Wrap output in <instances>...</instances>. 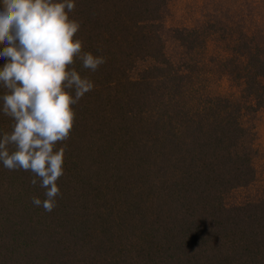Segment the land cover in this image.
Instances as JSON below:
<instances>
[{
  "label": "trees",
  "instance_id": "16d2710c",
  "mask_svg": "<svg viewBox=\"0 0 264 264\" xmlns=\"http://www.w3.org/2000/svg\"><path fill=\"white\" fill-rule=\"evenodd\" d=\"M172 2L75 0L74 38L106 63L75 62L95 87L56 145L51 213L0 163V264H264V0L185 25ZM12 123L0 112V135Z\"/></svg>",
  "mask_w": 264,
  "mask_h": 264
},
{
  "label": "clouds",
  "instance_id": "9594fccd",
  "mask_svg": "<svg viewBox=\"0 0 264 264\" xmlns=\"http://www.w3.org/2000/svg\"><path fill=\"white\" fill-rule=\"evenodd\" d=\"M75 7V0H0V112L13 122L0 135V163L31 172L33 186L39 179L46 198L31 203L47 213L57 206L64 175L65 148L56 145L70 138L74 106L95 87L75 62L93 73L106 63L74 38L81 27L69 15Z\"/></svg>",
  "mask_w": 264,
  "mask_h": 264
},
{
  "label": "rangeland",
  "instance_id": "374dc122",
  "mask_svg": "<svg viewBox=\"0 0 264 264\" xmlns=\"http://www.w3.org/2000/svg\"><path fill=\"white\" fill-rule=\"evenodd\" d=\"M237 0H173L171 8V25L191 24L199 16L206 12L211 15H229L227 10L232 11L233 3ZM242 4L246 0H239ZM246 10V7L243 5ZM246 13V12H243ZM257 147L259 149L260 169L264 173V110L259 116L257 123Z\"/></svg>",
  "mask_w": 264,
  "mask_h": 264
}]
</instances>
